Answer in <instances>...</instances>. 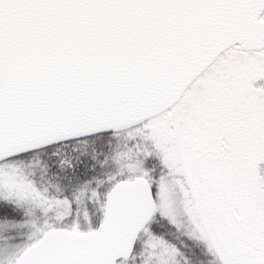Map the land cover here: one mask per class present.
I'll return each mask as SVG.
<instances>
[{
  "label": "snow or ice",
  "instance_id": "1",
  "mask_svg": "<svg viewBox=\"0 0 264 264\" xmlns=\"http://www.w3.org/2000/svg\"><path fill=\"white\" fill-rule=\"evenodd\" d=\"M0 264H264V0H0Z\"/></svg>",
  "mask_w": 264,
  "mask_h": 264
}]
</instances>
